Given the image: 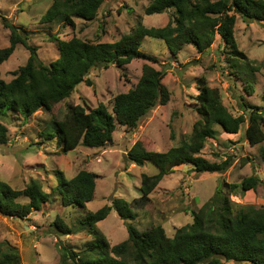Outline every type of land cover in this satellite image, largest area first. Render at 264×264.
I'll use <instances>...</instances> for the list:
<instances>
[{
  "label": "rangeland",
  "instance_id": "obj_1",
  "mask_svg": "<svg viewBox=\"0 0 264 264\" xmlns=\"http://www.w3.org/2000/svg\"><path fill=\"white\" fill-rule=\"evenodd\" d=\"M152 1L107 0L94 20L74 17L75 25L68 26L63 20L41 23V17L53 0H0V50L9 47L11 36L3 18L19 28L21 34H27L28 43L37 48L40 60L49 65L60 56L57 42L51 40L53 37L60 40L77 37L95 44L114 43L139 24L149 28L166 26L173 12L146 15L145 9ZM235 39L239 51L247 58L239 59L238 71L229 63V50L219 35L205 53H199L195 45H186L177 56L170 54L164 41L148 37L141 51L157 58V62L133 60L124 67L95 69L87 77L92 85H78L70 98L55 104L51 110H41L28 119L18 113L9 114L4 120L8 142L0 145L1 179L15 190H23L32 181H38L53 197L52 202L24 219L0 214L2 248L16 247L22 264H60L61 245L79 251L93 237L88 231L60 236L53 228L56 218L60 217L72 227L90 213L106 205L113 206L115 200L126 202L134 219L123 220L113 208L108 217L96 225L111 246L128 238L127 222L140 231L160 225L167 236L173 238L179 228L193 222L192 212L202 208L219 185L226 188L227 184H239L252 175L264 181V142L250 144L246 129L251 110L241 107L243 97V103L258 106L264 113V22L247 23L237 15ZM29 55L25 47L18 45L15 53L0 66L2 79L10 82L13 73L26 65ZM248 62L250 67L246 65ZM145 64L166 72L163 84L170 93V101L156 106L137 129L128 131L117 124L113 139L106 147L81 146L66 153L58 139L48 136L54 132L53 127H49L51 122L68 117L76 105L94 109L105 104L112 112L116 96L136 86ZM202 79L219 91L223 105L234 117L242 116L245 120L238 134H228L217 127L218 136L208 139L201 152V157L211 163L229 160L231 166L224 173L209 174L196 173L192 164L185 163L174 168L146 201L141 194L142 174L156 175L159 169L152 163L136 165L129 158V151L138 141L148 151L167 152L188 140L194 124L201 118L197 107ZM249 84L254 86L251 95L246 91ZM83 170L97 175L94 199L85 208H66L55 194L54 189L61 181L57 172H62L66 179H73ZM231 200L242 206L264 207V185L256 191L233 195ZM19 201L28 202L24 198Z\"/></svg>",
  "mask_w": 264,
  "mask_h": 264
},
{
  "label": "trees",
  "instance_id": "obj_2",
  "mask_svg": "<svg viewBox=\"0 0 264 264\" xmlns=\"http://www.w3.org/2000/svg\"><path fill=\"white\" fill-rule=\"evenodd\" d=\"M106 1L53 0L41 17V23L63 20L65 25L74 26V17L94 20ZM170 11L173 15L166 26L149 28L139 24L114 43L95 44L77 37L70 40L53 37L51 40L57 42L60 56L49 65L40 60L37 48L28 43L27 34H21L19 28L3 18L11 36L9 47L0 50V66L15 53L18 45L25 47L30 55L26 65L13 73L10 82L3 80L0 73V145L8 142L4 120L9 114L18 113L28 119L41 110H51L55 104L70 98L78 85H92L87 77L95 69L124 67L133 60L157 62V58L141 51L145 38L164 41L170 54L177 56L186 45H195L199 53H205L219 35L229 50V63L238 71L239 59L247 58L239 51L235 39L237 15L247 23L264 22V0H153L145 14ZM165 76L164 70L145 64L136 86L116 96L112 112L105 104L94 109L76 105L68 117L51 122L49 127H53L54 132L48 136L58 139L65 153L81 146L106 147L113 139L117 124L134 131L156 106L170 101V93L163 84ZM253 87L249 84L246 89L249 95L254 92ZM200 89L197 112L201 118L194 124L188 140L167 152L148 151L138 141L129 151V158L136 165L152 163L159 169L156 175L142 174L141 194L146 201L174 168L185 163L192 164L196 173L209 174L224 173L231 166L229 160L211 163L201 157V152L208 139L218 136L217 127L228 134H238L245 120L228 111L219 91L209 87L205 79L201 80ZM242 100L243 97L241 107L251 110L247 139L253 146L261 144L264 142V113L260 107ZM262 156L264 158V149ZM57 174L61 181L54 190L64 207L85 208L94 199L95 173L83 170L73 179H66L62 172ZM261 185L264 181L257 175L239 184H227L226 188L219 185L213 197L197 212H192L193 222L179 228L173 238L168 237L160 225L140 231L127 222L128 238L111 246L96 225L104 221L113 208L123 220L134 219L129 205L121 200L90 213L72 227L57 217L53 228L60 236L88 231L93 237L79 251L61 245L60 264H264V207L242 206L231 200V196L256 191ZM52 197L53 193L45 192L38 181H32L23 190H15L0 177V214L5 217L24 219L52 202ZM21 198L28 202L21 203ZM0 264H22L19 250L12 245L5 248L0 245Z\"/></svg>",
  "mask_w": 264,
  "mask_h": 264
}]
</instances>
